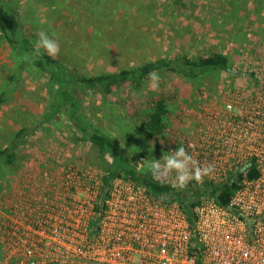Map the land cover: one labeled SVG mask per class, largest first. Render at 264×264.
I'll use <instances>...</instances> for the list:
<instances>
[{
    "label": "built area",
    "instance_id": "2783aa9c",
    "mask_svg": "<svg viewBox=\"0 0 264 264\" xmlns=\"http://www.w3.org/2000/svg\"><path fill=\"white\" fill-rule=\"evenodd\" d=\"M244 75L249 84H223L215 95L202 88L194 106L179 115L187 130L174 131L156 158L183 146L202 166H215L203 183L251 164L257 174L237 180L226 204L202 198L191 224L178 199L154 195L123 176H115L104 191L101 167L62 151L40 150L30 165L33 175L21 178L13 195H3L0 237L6 260L264 264V67ZM174 178L175 173L167 182Z\"/></svg>",
    "mask_w": 264,
    "mask_h": 264
},
{
    "label": "rangeland",
    "instance_id": "374dc122",
    "mask_svg": "<svg viewBox=\"0 0 264 264\" xmlns=\"http://www.w3.org/2000/svg\"><path fill=\"white\" fill-rule=\"evenodd\" d=\"M9 1L28 38L36 43L38 31L55 33L60 44L57 58L86 74L138 66L159 57L211 51L231 55L236 68L209 70L198 77L164 67L154 70L160 75L156 91L149 87L148 74L140 85L127 83L110 94L84 95L88 124L113 139L128 157L138 153V169H147L148 161L160 157L174 131L187 130L179 115L194 106L202 88L215 95L223 84H249L245 70L264 67V0H183L181 5L172 0ZM20 65V56L0 32V96L7 93L0 103V149L20 127L33 128L17 146L13 161L0 163V218L3 195H13L21 178L33 175L30 165L38 151H62L96 163L93 146L78 140L81 131L67 103L45 117L53 108L56 84L37 68ZM160 98L169 106L166 128L149 137L143 124ZM105 159L110 161L108 153ZM0 264H15L6 260L1 237Z\"/></svg>",
    "mask_w": 264,
    "mask_h": 264
},
{
    "label": "trees",
    "instance_id": "16d2710c",
    "mask_svg": "<svg viewBox=\"0 0 264 264\" xmlns=\"http://www.w3.org/2000/svg\"><path fill=\"white\" fill-rule=\"evenodd\" d=\"M172 1L177 5L183 4V0ZM18 15L11 1L0 0V32L21 58L25 54H34L35 43L23 32ZM26 65L32 66L21 60L20 68H24ZM34 67L38 71L48 75L49 79L56 84V94L52 102L53 108L50 109L45 117L50 118L55 115L57 108L61 104H68L70 117H72L76 126L81 131L78 140L87 142L93 146L96 160L95 165L104 170L102 184L104 191L115 176L133 179L154 195H166L173 199H178L188 220L192 224L194 221L193 208L202 198L214 196L218 202L226 204L237 186V180L241 179L244 175L255 176L257 174L255 168L251 164L246 163L234 173L230 172L220 180L205 182L199 185L189 182L184 190L175 189L167 181L158 182L153 180L148 169H138L136 165L138 153L135 152L132 157H128L122 147L113 141V139L101 133L96 127L88 124L82 109L84 106L83 97L86 93L110 94L127 83L140 85L144 77L150 72L163 67L172 69L186 77H198L209 70H232L236 67H233L231 55L227 52L211 51L191 57L186 54L176 58L159 57L154 60H148L138 66L86 74L68 66L57 57H49L41 50V55L36 59ZM79 93H81V96ZM1 94L0 103L6 99L4 95L7 93L3 92ZM168 114L169 106L165 99H156L152 103L143 124V128L149 137L164 133ZM32 129L30 125L22 126L14 133L10 143L0 149V163L13 161L17 146L31 133ZM106 153H108L112 162H108L105 159Z\"/></svg>",
    "mask_w": 264,
    "mask_h": 264
},
{
    "label": "clouds",
    "instance_id": "9594fccd",
    "mask_svg": "<svg viewBox=\"0 0 264 264\" xmlns=\"http://www.w3.org/2000/svg\"><path fill=\"white\" fill-rule=\"evenodd\" d=\"M38 39L35 43L34 54H25L21 60L35 66L36 59L41 55V50L49 57L56 58L60 53V44L55 38V33L49 35L47 32L40 30L37 32ZM149 87L156 91L159 88L160 75L156 71L149 73ZM161 159L163 162H161ZM110 162L111 159H110ZM147 169L153 180L162 182L167 181L175 173L171 186L178 190H184L189 182L195 181L203 183L204 178L211 177L215 172V166L204 164L193 158L183 146L176 148L169 155H165L160 159H152L147 163Z\"/></svg>",
    "mask_w": 264,
    "mask_h": 264
}]
</instances>
